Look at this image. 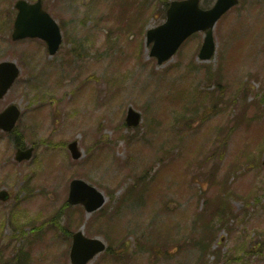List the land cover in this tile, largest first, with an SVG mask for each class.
Returning <instances> with one entry per match:
<instances>
[{
    "label": "rangeland",
    "instance_id": "rangeland-1",
    "mask_svg": "<svg viewBox=\"0 0 264 264\" xmlns=\"http://www.w3.org/2000/svg\"><path fill=\"white\" fill-rule=\"evenodd\" d=\"M14 2L0 0V60L21 68L0 99V110L21 108L17 135L0 131V187L10 192L0 202V264H16L21 248L25 264H70L71 237L58 224L70 232L84 225L107 244L111 225L126 232L116 261L106 253L92 261L124 264L126 250L142 248L135 244L140 231L150 239L161 222L169 232L159 241L170 246H158V256L170 260L153 264H264V102L254 98L264 92V0H241L218 20L211 60H198L197 32L162 65L145 45L146 29L164 20L162 0H44L63 36L52 56L40 39L11 40ZM186 105L192 122L180 120ZM128 106L141 112L135 129L124 124ZM17 136L35 146L30 160L14 159ZM72 139L83 150L77 160L65 147ZM72 177L106 194L100 210L87 217L81 207H65ZM167 201L178 207L167 209ZM226 210V227L217 228ZM14 211L22 228L11 222ZM207 224L215 229L203 233L209 248L191 236ZM140 253H129L128 263L149 264Z\"/></svg>",
    "mask_w": 264,
    "mask_h": 264
},
{
    "label": "water",
    "instance_id": "water-1",
    "mask_svg": "<svg viewBox=\"0 0 264 264\" xmlns=\"http://www.w3.org/2000/svg\"><path fill=\"white\" fill-rule=\"evenodd\" d=\"M199 0H174L170 2L167 9V20L147 31V43L153 41L150 54L157 57V62L161 63L168 59L176 50L181 41L196 30H206L204 42L201 46L199 57L208 59L214 51V41L212 27L218 17L230 6L237 3V0H216L210 8L203 10L198 7ZM20 12L14 24L13 38L23 36H39L48 43L50 53H54L61 41L60 31L57 24L47 13L40 11V4H27L20 0L17 3ZM26 9H32L39 17L40 21H26ZM18 74V68L13 62L4 61L0 63V97L6 92L12 81ZM18 115L15 105L7 107L0 113V127L10 129ZM140 115L137 111L128 108L126 123L128 126H136ZM73 157L80 156L76 141L69 143ZM31 149L19 151L17 158L29 157ZM7 193L0 192V198L5 199ZM104 195L92 185L81 179H73L69 185L68 201L72 204L82 203L87 212H91L102 205ZM174 206V205H173ZM170 205V207H173ZM104 243L97 238H86L79 230L73 234V241L70 250V261L72 264H86L98 252L103 250Z\"/></svg>",
    "mask_w": 264,
    "mask_h": 264
}]
</instances>
